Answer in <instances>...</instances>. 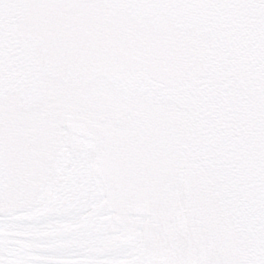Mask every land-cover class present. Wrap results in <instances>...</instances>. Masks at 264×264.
Returning a JSON list of instances; mask_svg holds the SVG:
<instances>
[{
    "label": "snow or ice",
    "instance_id": "6c2138e0",
    "mask_svg": "<svg viewBox=\"0 0 264 264\" xmlns=\"http://www.w3.org/2000/svg\"><path fill=\"white\" fill-rule=\"evenodd\" d=\"M0 264H264V0H0Z\"/></svg>",
    "mask_w": 264,
    "mask_h": 264
}]
</instances>
